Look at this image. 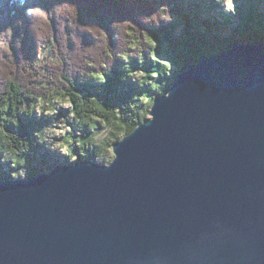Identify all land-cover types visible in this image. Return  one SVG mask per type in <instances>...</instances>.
Returning a JSON list of instances; mask_svg holds the SVG:
<instances>
[{
  "label": "water",
  "instance_id": "1",
  "mask_svg": "<svg viewBox=\"0 0 264 264\" xmlns=\"http://www.w3.org/2000/svg\"><path fill=\"white\" fill-rule=\"evenodd\" d=\"M148 115L108 164L0 176V264H264V42L177 72Z\"/></svg>",
  "mask_w": 264,
  "mask_h": 264
},
{
  "label": "trees",
  "instance_id": "2",
  "mask_svg": "<svg viewBox=\"0 0 264 264\" xmlns=\"http://www.w3.org/2000/svg\"><path fill=\"white\" fill-rule=\"evenodd\" d=\"M185 1L0 0V172L32 157L38 101L69 102L71 155L93 159L146 118L177 72L236 42H264L259 0L224 38L228 18L202 17L214 0ZM102 123L109 132L97 145L89 128Z\"/></svg>",
  "mask_w": 264,
  "mask_h": 264
},
{
  "label": "rangeland",
  "instance_id": "3",
  "mask_svg": "<svg viewBox=\"0 0 264 264\" xmlns=\"http://www.w3.org/2000/svg\"><path fill=\"white\" fill-rule=\"evenodd\" d=\"M203 1L205 4L207 0H189V2ZM257 0H214L215 7L210 11H207L206 15L202 14V17H214L221 21L225 17L228 18L225 28L220 31L219 37L224 38L229 35L235 27L239 25L241 20L240 14L244 8L249 5L250 2ZM258 7L261 12L264 13V0H259ZM190 8V7H188ZM176 72V68L173 65L169 66V82L173 79L172 75ZM136 78L140 77V74L135 75ZM145 102V101H144ZM69 102L53 100L50 102L38 101L33 109L32 117L38 124L35 128V145L34 152L30 150V160H26L25 163L19 168L11 161L10 168L2 167L0 173L8 172L14 177H27L31 173V169H35L36 173L49 171L56 164L74 163L79 160L77 155H71V151L77 142L69 140L68 134L72 131V114L69 113ZM148 113L147 116L148 117ZM92 127V126H91ZM89 128V131H95L92 142L100 145L105 140L109 127H106L103 123L95 128ZM97 130V131H96ZM78 133V132H77ZM74 135V134H73ZM98 155L93 158L95 162L108 164L113 158L112 147L96 148ZM5 161H8L7 159Z\"/></svg>",
  "mask_w": 264,
  "mask_h": 264
}]
</instances>
